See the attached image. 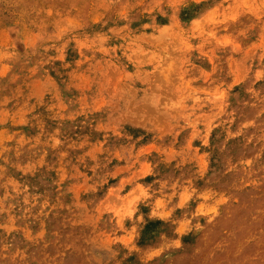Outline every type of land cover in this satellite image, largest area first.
I'll list each match as a JSON object with an SVG mask.
<instances>
[{"label": "rangeland", "instance_id": "obj_1", "mask_svg": "<svg viewBox=\"0 0 264 264\" xmlns=\"http://www.w3.org/2000/svg\"><path fill=\"white\" fill-rule=\"evenodd\" d=\"M0 264H264V0H0Z\"/></svg>", "mask_w": 264, "mask_h": 264}]
</instances>
